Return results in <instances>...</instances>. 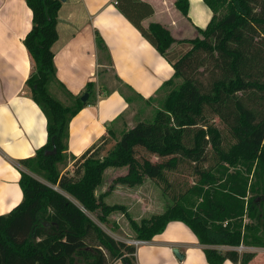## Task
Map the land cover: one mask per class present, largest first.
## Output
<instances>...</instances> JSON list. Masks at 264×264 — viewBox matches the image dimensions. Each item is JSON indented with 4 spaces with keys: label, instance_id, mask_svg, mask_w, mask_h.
<instances>
[{
    "label": "trees",
    "instance_id": "1",
    "mask_svg": "<svg viewBox=\"0 0 264 264\" xmlns=\"http://www.w3.org/2000/svg\"><path fill=\"white\" fill-rule=\"evenodd\" d=\"M203 1L212 18L198 36L177 42L189 43L183 50L171 49L175 40L159 23L142 25L153 13L150 4L116 0L118 10L172 64L174 74L164 84L168 88L151 121L123 132L111 150L108 130L78 158L71 156L72 172L61 174L59 164L67 165L70 157L69 123L87 101L81 102L56 77L52 45L61 1L25 0L32 20L23 43L33 62L26 86L46 118L47 141L32 156L18 160L22 201L0 215V264H113L118 259L136 264L135 246L116 240L90 216L104 223L115 210L126 214L124 206L106 204L105 193L95 195L102 174L108 167L127 166L117 182L131 187L141 184L143 176L166 180L165 171L183 159L191 160L199 175L187 191L202 202L195 208L174 204L141 222L126 214L136 238L150 240L170 221H182L204 245L208 264L226 259L249 264L255 257L254 252L221 251L217 246L246 241L264 247L255 236L264 224L256 200L249 196L255 186L249 175H264V0ZM175 4L187 15L188 0ZM97 43L104 47L99 36ZM91 86L87 84L89 93ZM208 114L232 132L235 142L228 149L220 131L205 120ZM209 145L218 158L212 172L197 166L206 159ZM53 147L56 152L45 155ZM139 149L157 160L140 155ZM236 161L242 169L228 171L224 164ZM246 216L259 220L258 225L243 224Z\"/></svg>",
    "mask_w": 264,
    "mask_h": 264
},
{
    "label": "crops",
    "instance_id": "2",
    "mask_svg": "<svg viewBox=\"0 0 264 264\" xmlns=\"http://www.w3.org/2000/svg\"><path fill=\"white\" fill-rule=\"evenodd\" d=\"M150 4L153 13L142 25L159 23L175 40L171 49L189 48L180 40L199 35L212 18L203 0H188L184 15L177 0H140ZM32 12L25 0H0V215L9 213L22 201L19 185L20 158L32 156L47 141L46 118L31 97L26 80L33 62L23 43L31 28ZM57 39L52 45L56 77L74 96L80 97L91 83L87 104L71 119L68 127L66 169L112 126L130 128L160 93L174 69L142 33L118 10L116 0H65L57 13ZM103 46H98L97 37ZM177 79L176 82H179ZM162 90V91H160ZM163 96V98H164ZM114 167H108L104 172ZM132 187L115 185L105 193L104 202ZM96 192V190H95ZM137 197L138 195L135 194ZM121 197V196H120ZM139 216L151 207V198L139 195ZM137 239L131 235L127 240ZM236 246H217L221 251ZM176 248L182 258H177ZM249 264H264V248L254 251ZM136 264H208L204 245L182 221H170L165 229L145 243L135 246ZM113 264H123L118 259ZM222 264H238L226 259Z\"/></svg>",
    "mask_w": 264,
    "mask_h": 264
},
{
    "label": "rangeland",
    "instance_id": "3",
    "mask_svg": "<svg viewBox=\"0 0 264 264\" xmlns=\"http://www.w3.org/2000/svg\"><path fill=\"white\" fill-rule=\"evenodd\" d=\"M219 13L217 12V15ZM55 89V88H54ZM162 91V90H160ZM164 93L158 94V96L154 99L153 104L150 106H143V112L140 114L137 120L133 123L135 125L136 123L140 121L149 122L153 119L155 112L157 109L161 106L162 99H163ZM205 120H207L208 124H213L214 128L220 131L221 136L223 138L222 145L224 148H227L228 146H231L235 142V138L230 131L228 126H225L219 119V117L208 114L206 115ZM133 127V126H132ZM130 127V128H132ZM127 128V126H112L109 131L110 133L107 134L111 138V144L108 147V150H111L114 143L118 141L126 130L130 129ZM208 152L206 159L197 164L201 170H210V172L214 171V169L217 166L218 158L216 157L214 150L208 146ZM228 149V148H227ZM140 155H143L144 157H147L151 159L152 161L157 160V157L145 152L142 149L138 150ZM106 153V152H105ZM104 153V154H105ZM228 171L233 172L235 170H241L242 165L238 161L234 163H225L224 164ZM59 170L61 174H68L72 172V169H66L65 164H59ZM116 171H111L109 169L106 172H103L102 174V182L96 189L95 195H101V192L106 191V194L112 190V188L118 184L117 178L120 176H123L127 173V166H120V167H114ZM258 171V166H257ZM37 177V176H36ZM199 175L196 172L195 164L189 160V159H183L181 160L177 167L173 170H166L165 171V178L166 180L161 179H151L149 177L143 176V181L139 185L131 186L132 195H126L125 200L129 203L130 210H127V207L125 205V212L127 215H129L132 219L136 216H139V211L137 206H135L136 202H140L139 195L143 198L144 196H149L151 198V207L147 209V212L142 216L139 217L138 220H134L136 222H141L142 220H148L151 216L155 214L163 213L167 207H171L174 204H181L185 208H195L197 207L201 202L202 199L200 197L190 195L188 193V189L197 181ZM53 189H55L56 186L46 182L45 180L41 179L40 177H37ZM249 179L251 180L252 184L255 185L253 191L250 193V197L256 200V206H257V215L261 214L260 222L264 224V202L262 201V198L264 197V175H249ZM121 184V183H119ZM125 187H127L126 184H122ZM130 187V186H129ZM58 192L65 195L66 197L73 199L69 194H67L65 191L57 189ZM116 197H113L112 199L108 200L109 204L118 203V204H124V198L122 197V194L117 193ZM137 194L138 197L135 195ZM121 196V197H120ZM104 201V198H103ZM126 214H123L120 210H115L111 212L106 219V222L102 223L96 220V218L92 215H90L98 224L99 226L107 232L110 236L115 238L116 240H122L125 242H128V238L131 237V235H135V232L132 230L130 226V222L126 216ZM259 220L257 219H250L249 217H244L243 224L251 223L253 225H258ZM259 230L255 233V236L259 238V240L264 242V226L259 224ZM241 245L246 249L244 252H254L256 250L262 249L264 247L257 246V245H250V243H247L246 241L241 242ZM225 246V245H221ZM234 247V246H232Z\"/></svg>",
    "mask_w": 264,
    "mask_h": 264
},
{
    "label": "water",
    "instance_id": "4",
    "mask_svg": "<svg viewBox=\"0 0 264 264\" xmlns=\"http://www.w3.org/2000/svg\"><path fill=\"white\" fill-rule=\"evenodd\" d=\"M61 2H63V1H65V0H60ZM88 97H89V92L88 91H85L79 98H80V101L81 102H86L87 100H88ZM56 152V149H55V147H53L51 150H47V151H45V155H52V154H54ZM58 188L57 187H55V190H57ZM173 253H174V255L177 257V258H179V259H181L182 258V254H180L179 253V251L176 249V248H174L173 249Z\"/></svg>",
    "mask_w": 264,
    "mask_h": 264
},
{
    "label": "built area",
    "instance_id": "5",
    "mask_svg": "<svg viewBox=\"0 0 264 264\" xmlns=\"http://www.w3.org/2000/svg\"><path fill=\"white\" fill-rule=\"evenodd\" d=\"M146 240H140V239H132V240H129L127 243L133 245V246H137L139 244H143L145 243ZM235 251H237L238 253H241V252H244L246 251V249L240 244L238 246H236L235 248Z\"/></svg>",
    "mask_w": 264,
    "mask_h": 264
}]
</instances>
